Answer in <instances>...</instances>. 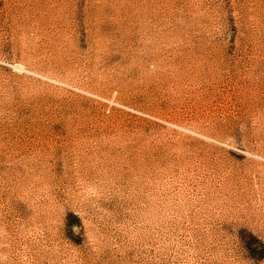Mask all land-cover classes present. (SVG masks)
I'll return each instance as SVG.
<instances>
[{
  "label": "rangeland",
  "instance_id": "1",
  "mask_svg": "<svg viewBox=\"0 0 264 264\" xmlns=\"http://www.w3.org/2000/svg\"><path fill=\"white\" fill-rule=\"evenodd\" d=\"M0 264H264V0H0Z\"/></svg>",
  "mask_w": 264,
  "mask_h": 264
},
{
  "label": "bare ground",
  "instance_id": "2",
  "mask_svg": "<svg viewBox=\"0 0 264 264\" xmlns=\"http://www.w3.org/2000/svg\"><path fill=\"white\" fill-rule=\"evenodd\" d=\"M21 68V67H20Z\"/></svg>",
  "mask_w": 264,
  "mask_h": 264
}]
</instances>
